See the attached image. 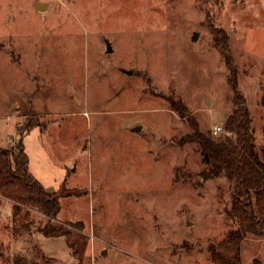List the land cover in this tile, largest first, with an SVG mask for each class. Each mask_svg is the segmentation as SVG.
<instances>
[{"label": "rangeland", "instance_id": "obj_1", "mask_svg": "<svg viewBox=\"0 0 264 264\" xmlns=\"http://www.w3.org/2000/svg\"><path fill=\"white\" fill-rule=\"evenodd\" d=\"M214 37H227L260 145L264 0H0V149L31 121L29 171L69 194L53 223L72 246L61 237L67 259L55 238L35 241L45 218L0 196V264H42L41 251L50 264H211L231 186L202 180L190 139L222 136L233 110ZM254 259L264 238L249 236L241 262Z\"/></svg>", "mask_w": 264, "mask_h": 264}, {"label": "trees", "instance_id": "obj_2", "mask_svg": "<svg viewBox=\"0 0 264 264\" xmlns=\"http://www.w3.org/2000/svg\"><path fill=\"white\" fill-rule=\"evenodd\" d=\"M214 38L215 46L230 72L228 80L233 92V110L224 121L222 136L215 138L195 128L190 140L200 150L202 180L224 179L231 186L229 204L225 208L226 220L231 228L217 245H209L210 262L242 264L241 250L247 237L264 238V130L261 144L257 145L250 115L237 90L227 37ZM169 103L171 109L181 117L187 114L186 107L180 101L169 99ZM31 124L28 120L20 129L14 151L0 149V196L37 212L46 220L37 233L44 238L64 237L71 249L67 233L53 223L61 210V198H67L69 194H64L63 188L48 192L29 171L22 140L30 132ZM29 226L25 227L28 232ZM41 256L42 264L52 262V259ZM251 264H264V260L254 259Z\"/></svg>", "mask_w": 264, "mask_h": 264}, {"label": "crops", "instance_id": "obj_3", "mask_svg": "<svg viewBox=\"0 0 264 264\" xmlns=\"http://www.w3.org/2000/svg\"><path fill=\"white\" fill-rule=\"evenodd\" d=\"M50 106H52L51 104H49V107ZM50 116H55V113H53V114H51ZM39 238H41V235L40 234H38V233H36L35 234V241H40V239ZM60 238V239H59ZM62 240V241H61ZM40 244H41V242H40ZM55 245H57V246H59L60 247V249H61V251H63L64 252V255H65V257L67 258V259H70V257H71V254H70V251H69V248H67V246L65 245V243L63 242V239L61 238V237H56L55 238ZM40 250V249H39ZM41 251V250H40ZM41 253H42V255H44V256H46V254H48V253H43L42 251H41ZM47 257V256H46ZM49 258V257H48Z\"/></svg>", "mask_w": 264, "mask_h": 264}, {"label": "water", "instance_id": "obj_4", "mask_svg": "<svg viewBox=\"0 0 264 264\" xmlns=\"http://www.w3.org/2000/svg\"><path fill=\"white\" fill-rule=\"evenodd\" d=\"M43 9H46V7H45L44 4H42V3H36V10L43 11ZM107 51L109 52L110 50L108 49ZM135 130H137V129H135ZM184 140H186V139H184Z\"/></svg>", "mask_w": 264, "mask_h": 264}, {"label": "built area", "instance_id": "obj_5", "mask_svg": "<svg viewBox=\"0 0 264 264\" xmlns=\"http://www.w3.org/2000/svg\"><path fill=\"white\" fill-rule=\"evenodd\" d=\"M220 131V128H216V129H214V135H216L218 132Z\"/></svg>", "mask_w": 264, "mask_h": 264}]
</instances>
